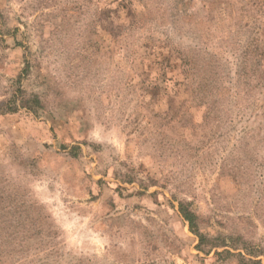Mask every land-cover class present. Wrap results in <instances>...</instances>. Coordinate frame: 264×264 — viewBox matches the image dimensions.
Instances as JSON below:
<instances>
[{
    "label": "rangeland",
    "instance_id": "1",
    "mask_svg": "<svg viewBox=\"0 0 264 264\" xmlns=\"http://www.w3.org/2000/svg\"><path fill=\"white\" fill-rule=\"evenodd\" d=\"M141 1L0 0V264H264V0Z\"/></svg>",
    "mask_w": 264,
    "mask_h": 264
},
{
    "label": "trees",
    "instance_id": "2",
    "mask_svg": "<svg viewBox=\"0 0 264 264\" xmlns=\"http://www.w3.org/2000/svg\"><path fill=\"white\" fill-rule=\"evenodd\" d=\"M141 1V0H140ZM142 2V1H141ZM13 103V107H10L8 110L9 111H15L17 110V104L15 101L12 102ZM179 210L180 212L182 213L183 217L189 222L190 224V227L191 229L194 227L193 225L196 223L195 222V218H196V215L194 212H192L188 207L187 205H185V203H180V207H179ZM196 227V226H195ZM194 227V228H195ZM196 229V228H195ZM201 241L203 240L202 236H201ZM257 262H260L259 260L256 261Z\"/></svg>",
    "mask_w": 264,
    "mask_h": 264
}]
</instances>
